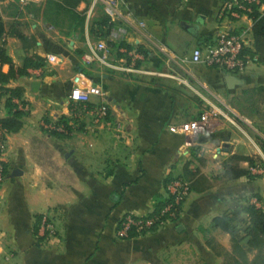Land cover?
I'll return each instance as SVG.
<instances>
[{
	"label": "crops",
	"instance_id": "1",
	"mask_svg": "<svg viewBox=\"0 0 264 264\" xmlns=\"http://www.w3.org/2000/svg\"><path fill=\"white\" fill-rule=\"evenodd\" d=\"M45 1L34 4L40 11L27 10L17 19L16 1L0 0L4 44L15 65L22 66L31 54L61 58L43 69L29 68L28 75L7 84L23 89L14 102L29 109L21 129L7 135L6 175L0 185V264H221L223 258L207 240L213 238L231 252V235L213 227V219L233 217L240 238L248 222L246 208L264 209V174L230 178L226 171L231 165L249 169L248 160L234 156L264 160V152L257 137L242 126L240 114L241 121L226 115L215 119L213 130L200 134L192 146L182 131L171 127L198 116L201 99L203 106L220 112L219 105L201 96L196 83L229 106L228 95L239 87L264 85V65L248 60L247 71L237 75L246 83L229 89L224 79L228 72L201 64L179 66L169 57L215 44L218 30L227 23L219 15L225 0H123L133 20L145 23L144 29L127 26L122 41L127 49L144 55L145 68L175 73L186 82L96 63L86 67V40L49 29L42 17ZM88 8L81 1L77 10ZM15 20L20 22L16 30L31 38L26 45L11 32ZM234 25L239 30L253 24L245 18ZM123 48L114 49L115 60H129ZM9 69L10 64H3L4 72ZM92 85L106 92L111 126H95L89 117L72 119V88ZM7 99L0 100V119L7 115ZM99 101L92 97L93 103ZM61 119L74 124L63 134L42 125L43 120ZM116 122L122 132H117ZM178 177L191 182V193L176 221L130 239L116 236L126 213H152L168 199L167 183ZM45 213L55 225L51 238L39 230Z\"/></svg>",
	"mask_w": 264,
	"mask_h": 264
},
{
	"label": "built area",
	"instance_id": "2",
	"mask_svg": "<svg viewBox=\"0 0 264 264\" xmlns=\"http://www.w3.org/2000/svg\"><path fill=\"white\" fill-rule=\"evenodd\" d=\"M22 14H26L27 8L30 5L38 4L44 0H15ZM254 6H258L260 11L264 12V3L262 0H225L219 13L222 21H227L222 25L217 32L216 42L214 45L206 49L196 47L190 55H184L181 58L169 57V60L176 65L182 66L184 63L201 64L210 68L221 69L225 72L234 75H241L247 71L248 61L245 60L243 51L252 44V26L247 25L241 29H237L234 22L242 19H247L253 24L250 14ZM101 7L104 12L110 17L112 22H122L110 29L107 38L92 39L89 35L88 25L92 19L94 11ZM86 14V47L87 50L82 55V63L88 67L94 63L102 67L121 70L128 73L155 77H169L176 80H183L179 75L160 70L147 69L143 66L144 55L136 50H128L123 48L122 52L126 53L129 60L122 58L115 60L113 58L114 48L111 43L123 41L128 33L127 26L135 24L139 28L144 29L143 21L133 20L132 13L125 8L123 0H89V8L85 11ZM17 16V19H20ZM50 29L52 26L46 24ZM76 38V37H74ZM46 65L58 64L61 58L57 54H48L46 57ZM44 66V67H45ZM44 67H41L43 69ZM98 97L101 101L98 103L92 102V97ZM72 119L75 121L83 120L86 117L91 119L95 126H111L110 111L107 104L106 92L99 86L72 88L70 93ZM19 109L27 111V104H18ZM209 120L204 122L190 121L176 128L171 129L182 131L187 137V144L193 145L195 139L202 133L208 130ZM42 125L49 130L58 132H67V125L60 123L57 120L42 121ZM117 132H122V124L115 123ZM8 131L0 124V185L3 183L6 175L4 165V156L6 152ZM253 174L262 173L263 170L259 164L249 167ZM167 203L158 211L152 212L145 216H138L131 212L126 213L120 220L116 229V236L121 239H130L137 235L145 234L156 228L168 223L176 221L182 211V207L189 194L191 193V182L185 178L178 177L170 180L166 185ZM39 230L47 238H51L55 234V225L48 214H43L39 221Z\"/></svg>",
	"mask_w": 264,
	"mask_h": 264
},
{
	"label": "trees",
	"instance_id": "3",
	"mask_svg": "<svg viewBox=\"0 0 264 264\" xmlns=\"http://www.w3.org/2000/svg\"><path fill=\"white\" fill-rule=\"evenodd\" d=\"M81 1L89 0H46L43 10L42 17L45 23L58 28L61 32L69 37H77L85 40V29H86V14L85 11L81 12L77 10V7ZM264 3V0H262ZM99 15L89 21L88 31L92 39L107 38L110 29L119 25L122 22H112L110 17L99 7ZM27 10L35 13L41 10L36 8L35 5H30ZM17 16L22 15L19 7L17 8ZM250 17L253 20L252 26V44L243 51L245 60H254L259 64L264 65V12L260 11L258 6H254ZM19 21H14L12 24V31L16 34L26 45L27 42L31 41V38L16 30V25H19ZM5 27L0 16V100L8 95L7 107L8 112L6 117L0 119V124L8 132H17L23 126V116L25 111L19 109L14 99H20L23 93L21 87L10 88L7 84L19 77L28 75L29 68H41L46 65V58L38 54H31L25 58L22 66L15 65L9 55L7 54L4 42ZM112 47L117 50L118 48L125 46L130 48L124 42L111 43ZM84 51H80L83 53ZM10 64L8 72L2 70L3 64ZM257 90L264 94V86L259 87ZM60 123L68 124L67 119H61ZM259 131L264 134V126L258 127ZM53 134H63L56 130L50 131ZM260 146L264 152V138L257 137ZM235 159L248 160L250 165H255V161L250 157H236ZM6 171V170H5ZM226 175L230 178H238L241 176H254V174L248 169H242L236 166H229ZM168 199L162 204L158 205L153 212H158L166 203ZM264 203V199H263ZM248 215V222L244 229L245 235L238 237L236 235L238 226L235 220L230 215L217 216L213 219V227L220 228L223 231L231 235V252L226 251L215 239L210 238L207 240L208 246L218 255L223 258L221 264H264V209L257 208L254 205H250L246 208ZM249 237L247 243L244 240Z\"/></svg>",
	"mask_w": 264,
	"mask_h": 264
},
{
	"label": "rangeland",
	"instance_id": "4",
	"mask_svg": "<svg viewBox=\"0 0 264 264\" xmlns=\"http://www.w3.org/2000/svg\"><path fill=\"white\" fill-rule=\"evenodd\" d=\"M196 85L200 87L199 91L202 97L207 98L219 105L220 112L217 110L213 111L212 107H210V105L207 103L205 106H203L202 104H205V102L203 103V100L201 99V111L198 116L191 118L190 121L198 120L199 122H204L209 120L208 131H211L216 126L215 119L219 117L223 118V116L226 115L234 120H239L237 116L240 114V116H242V121H239H241V124L246 129V131L253 137L259 136L258 133H260V131L258 127L264 126V94L257 89L261 86H264L263 84L261 85L255 83L252 85H244L239 87L235 92L228 95L227 100L229 106H224L222 103H219V101L210 93L208 88H204L197 83ZM257 143H259L258 139ZM254 160L256 161L255 165L253 166L259 164L263 170L262 173L264 174V160L260 157ZM249 167H251V165ZM262 173L259 174L261 175Z\"/></svg>",
	"mask_w": 264,
	"mask_h": 264
},
{
	"label": "water",
	"instance_id": "5",
	"mask_svg": "<svg viewBox=\"0 0 264 264\" xmlns=\"http://www.w3.org/2000/svg\"><path fill=\"white\" fill-rule=\"evenodd\" d=\"M224 79H225V82H226V85L229 89H234L236 88L237 86H242L246 83L245 79L244 78H241L237 75H234V74H230V73H224ZM18 172L17 170L14 172V175H16ZM249 237H247L245 240H244V243L246 244L247 241H248Z\"/></svg>",
	"mask_w": 264,
	"mask_h": 264
}]
</instances>
